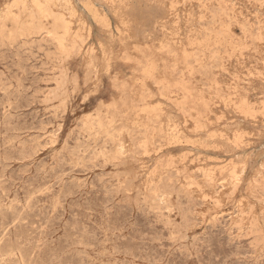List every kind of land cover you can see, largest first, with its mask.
Instances as JSON below:
<instances>
[{"label": "rangeland", "instance_id": "obj_1", "mask_svg": "<svg viewBox=\"0 0 264 264\" xmlns=\"http://www.w3.org/2000/svg\"><path fill=\"white\" fill-rule=\"evenodd\" d=\"M0 88V264H264V0H0Z\"/></svg>", "mask_w": 264, "mask_h": 264}, {"label": "bare ground", "instance_id": "obj_2", "mask_svg": "<svg viewBox=\"0 0 264 264\" xmlns=\"http://www.w3.org/2000/svg\"><path fill=\"white\" fill-rule=\"evenodd\" d=\"M48 1H49V0H48ZM128 1H129V0H128ZM145 1H146V0H145ZM167 1H168V0H167ZM131 2H132V1H131ZM128 3H129V2H128ZM146 3H147V2H146ZM54 4H55V3H54ZM129 4H130V3H129ZM129 4H128V6H129ZM155 5H156V4H155ZM54 6H55V5H54ZM126 6H127V5H126ZM128 8H129V7H128ZM130 8H131V7H130ZM54 9H55V8H54ZM141 14H142V13H141ZM128 15H129V14H128ZM195 16H196V15H195ZM180 27H181V26H180ZM202 28H203V26H202ZM205 28H206V27H205ZM206 29H207V28H206ZM209 29H210V28H208L207 30H209ZM232 29H233V28H232ZM232 29H231V30H232ZM177 31H178V30H177ZM189 31H190V30H189ZM208 32H210V31H208ZM220 32H221V31H220ZM220 32H219V33H220ZM219 33H218V34H219ZM247 33H248V32H247ZM177 34H178V33H177ZM187 34H188V33H187ZM189 34H190V33H189ZM208 35H209V34H208ZM187 36H188V35H187ZM192 36H194V35H192ZM192 36H191V37H192ZM216 36H217V35H216ZM154 37H155V36H154ZM211 37H212V36H211ZM213 37H215V36H213ZM150 38H151V37H150ZM155 38H156V37H155ZM207 38H208V37H207ZM212 39H213V38H212ZM28 40H29V39H28ZM216 40H218V39H216ZM220 40H221V39H220ZM33 41H34V40H33ZM33 41H32V42H33ZM37 41H38V40H37ZM47 41H48V40H47ZM124 41H125V40H124ZM179 41H180V40H179ZM199 41H200V40H199ZM199 41H197V44H199V43H198ZM208 41H209V40H206V43H207ZM210 41H211V39H210ZM49 42H50V41H49ZM150 42H151V41H150ZM154 42H155V41H154ZM173 42H174V41H173ZM175 42H176V41H175ZM194 42H196V41H194ZM200 42L202 43V42H203V39H202V41H200ZM211 42H212V41H211ZM213 42H214V41H213ZM228 42H229V41H228ZM23 43H24V42H23ZM41 43H42V42H41ZM44 43H45V42H44ZM47 43H48V42H47ZM47 43H46V44H47ZM151 43H152V42H151ZM180 43H181V42H180ZM31 44H32V43H31ZM174 44H175V43H174ZM197 44H196V45H197ZM228 44H229V43H228ZM21 45H22V44H21ZM29 45H30V43H29ZM34 45H35V43H34ZM152 45H153V44H152ZM178 45H179V44H178ZM194 45H195V44H194ZM194 45H193V46H194ZM201 45L203 46V44H201ZM204 45H205V44H204ZM207 45H208V44H207ZM214 45H215V44H214ZM23 46H24V44H23ZM23 46H22V47H23ZM154 46H155V45H154ZM205 46H206V45H205ZM35 47H36V45H35ZM114 47H115V46H114ZM208 47H210V45H208ZM25 48H26V47H25ZM55 48H56V47H55ZM194 48H195V47H194ZM210 48H211V47H210ZM214 48H215V47H214ZM22 49H23V48H22ZM29 49H30V48H29ZM36 49H37V48H36ZM38 49H39V48H38ZM48 49H49V48H48ZM56 49H57V48H56ZM158 49H159V48H158ZM41 50H42V49H41ZM156 50H157V49H156ZM208 50H210V49H208ZM211 50H212V48H211ZM45 51H46V50H45ZM49 51H52V50H49ZM49 51H48V52H49ZM124 51H125V50H124ZM27 52H28V51H27ZM40 52H41V51H40ZM56 52H57V51H56ZM30 53H31V52H30ZM33 53H34V52H33ZM44 53H45V52H44ZM136 53H137V52H136ZM217 53H219V52H217ZM18 54H19V53H18ZM217 55H218V54H217ZM217 55H216V56H217ZM23 56H24V55H23ZM25 56H26V55H25ZM27 56H28V55H27ZM33 56H34V55H33ZM40 56H41V55H40ZM137 56H138V55H137ZM214 56H215V55H214ZM18 57H19V55H18ZM42 57H43V56H42ZM54 57H55V56H54ZM138 57H139V56H138ZM140 57H141V56H140ZM140 57H139V58H140ZM220 57H221V56H220ZM225 57H226V56H225ZM29 58H30V57H29ZM111 58H112V57H111ZM47 60H48V58H47ZM109 61H110V60H109ZM29 62H30V61H28V63H29ZM155 62H156V61H155ZM192 62H193V61H192ZM222 63H223V62H222ZM110 64H111V63H110ZM149 64H150V63H149ZM157 64H159V63L157 62ZM29 65H31V64H29ZM109 66H110V65H109ZM155 66H156V65H155ZM13 67H14V66H13ZM24 67H25V66H24ZM36 67H37V66H36ZM150 67H151V66H150ZM156 67H157V66H156ZM26 68H29V67H26ZM31 68H33V67H31ZM148 68H149V67H148ZM11 69H12V68H11ZM13 69H14V68H13ZM15 69H17V67H16ZM34 69H35V68H34ZM108 69H109V68H108ZM161 69H162V68H161ZM164 69H165V68H164ZM105 70H106V69H105ZM11 71H12V70H11ZM20 71H21V70H20ZM107 72H109V70H108ZM107 72H106V73H107ZM11 73H12V72H11ZM15 73H16V72H15ZM38 73H39V72H38ZM3 74L6 75V73H3ZM36 74H37V73H36ZM20 75H23V74H20ZM30 75H31V74H30ZM146 75H147V74H146ZM152 75H153V73H152ZM34 76H35V75H34ZM150 76H151V75H150ZM5 77H6V76H5ZM11 77H12V76H11ZM153 77H154V76H153ZM171 77H172V76H171ZM9 78H10V77H9ZM41 78H42V77H41ZM5 79H6V78H5ZM102 79H103V78H102ZM144 79H145V78H144ZM174 79H175V78H174ZM206 79H207V78H206ZM215 79H216V78H215ZM19 80H20V78H19ZM19 80H18V81H19ZM29 80H30V79H29ZM140 80H141V79H140ZM208 80H209V79H208ZM8 81H9V80H8ZM23 81H24V80H23ZM101 81H102V80H101ZM175 81H176V80H175ZM202 81H203V80H202ZM1 83H2V82H1ZM3 83H4V82H3ZM14 83H15V82H14ZM216 84H217V83H216ZM16 85H17V84H16ZM21 87H22V85H21ZM119 87H120V86H119ZM122 87L126 88L125 86H122ZM217 87H218V86H217ZM134 88H135V87H134ZM0 89H1V88H0ZM5 89H6V88H5ZM19 89H20V88H19ZM182 89H183V88H182ZM20 90H21V89H20ZM12 91H13V90H12ZM223 91H224V90H223ZM0 92H1V91H0ZM217 92H218V90H217ZM221 92H222V91H221ZM222 93H223V92H222ZM7 94H8V93H7ZM7 97H8V96H7ZM87 98H88V97H87ZM94 99H95V98H94ZM96 99H97V98H96ZM4 100H5V99H4ZM219 100H220V99H219ZM231 100H232V99H231ZM9 101H10V100H9ZM94 101H95V100H94ZM222 101H223V100H222ZM14 102H15V101H14ZM14 102H13V103H14ZM157 102H158V101H157ZM160 102H161V101H160ZM160 102H159V103H160ZM230 102H231V101H230ZM3 103H4V102H3ZM5 104H6V103H5ZM98 104H101V102H98ZM1 105H2V104H1ZM3 105H4V104H3ZM12 105H13V104H12ZM166 105H167V104H166ZM93 106H94V105H93ZM1 107H2V106H1ZM167 108H168V107H167ZM8 111H9V110H8ZM145 112H146V111H145ZM8 114H9V113H8ZM141 114H142V113H141ZM145 114H146V113H145ZM3 115H4V114H3ZM142 115H143V114H142ZM142 115H141V116H142ZM12 118H13V117H12ZM139 119H140V118H139ZM146 120H147V119H146ZM2 121H3V120H2ZM140 122H141V121H140ZM148 122H149V121H148ZM3 123H4V122H3ZM13 123H14V122H13ZM140 124H142V123H140ZM14 125H15V124H14ZM164 125H165V124H164ZM146 126H147V124H146ZM146 128H147V127H146ZM146 128H144V129H146ZM153 129H155V128H152V130H153ZM158 129H159V128H158ZM160 129H161V128H160ZM162 129H163V128H162ZM89 130H90V129H89ZM90 131H91V130H90ZM157 131H158V130H157ZM157 131H156V132H157ZM153 132H154V131H153ZM17 133H18V131H17ZM1 134H2V133H1ZM154 134H155V133H154ZM154 134H152L153 136H152V135H151V136L154 137ZM160 134H162V132H160ZM85 135H86V134H85ZM85 135H84V136H85ZM149 135H150V133H149ZM21 136H22V135H21ZM88 137H90V136H88ZM88 137H87V139H89ZM167 137H168V136H167ZM22 139H23V138H22ZM152 139H153V138H152ZM161 140H162V139H161ZM165 141H166V140H165ZM151 142H154V141L152 140ZM16 144H17V143H16ZM150 144H151V143H150ZM150 144H149V145H150ZM12 146H13V145H12ZM151 146L153 147V145H151ZM14 148H15V147H14ZM76 148H77V147H76ZM76 148H75V149H76ZM87 149H88V148H87ZM150 149H151V147H150ZM18 150H19V149H18ZM19 151H20V150H19ZM75 151H76V150H75ZM157 151H158V150H157ZM29 153H30V152H29ZM87 153H88V152H87ZM120 153H121V152H120ZM23 154H24V153H23ZM83 154H84V153H83ZM226 154H227V153H226ZM25 155H26V154H25ZM25 155H24V157H25ZM32 155H33V154H32ZM85 155H86V154H85ZM217 155H218V154H217ZM22 157H23V156H22ZM33 157H34V156H33ZM33 157H32V158H33ZM73 157H75V156H73ZM25 158H26V157H25ZM77 158H79V157H77ZM81 158H82V157H81ZM22 159H23V158H22ZM20 160H21V159H20ZM87 160H89V159H87ZM5 161H6V160H4V162H5ZM76 161H77V160H76ZM87 162H88V161H87ZM9 164H10V162H9ZM86 164H87V163H86ZM86 164H85V165H86ZM6 165H7V164H6ZM83 166H84V165H83ZM56 169H57V168H56ZM56 169H55V170H56ZM85 170H87V169H85ZM45 171H46V170H45ZM5 172H6V171H5ZM5 172H4V173H5ZM44 173H45V172H44ZM239 173H240V172H239ZM48 175H49V174H48ZM46 176H47V175H46ZM3 179H4V178H3ZM7 179H8V178H7ZM157 180H158V179H157ZM51 182H52V181H51ZM3 183H4V182H3ZM6 184H7V183H6ZM50 184H51V183H50ZM59 184H60V183H59ZM15 186L17 187V184H16ZM5 187H6V186H5ZM18 187H19V186H18ZM221 187H222V186H221ZM46 188H47V187H46ZM111 188H113V187H111ZM48 190H49V189H48ZM48 190H47V191H48ZM56 190H57V189H56ZM56 190H55V191H56ZM108 191H111V189L108 190ZM45 192H46V191H45ZM45 192H44V193H45ZM111 192H112V191H111ZM121 192H122V191H121ZM40 193H42V192H40ZM79 193H80V192H79ZM155 194H156V192H155ZM157 194H158V193H157ZM157 194H156V195H157ZM20 196H21V195H20ZM58 196H59V195H58ZM30 198H31V197H30ZM57 198H58V197H57ZM158 198H159V197H158ZM9 199H10V198H9ZM31 199H32V198H31ZM154 199H155V198H154ZM58 200H59V199H58ZM112 200H113V199H112ZM21 201H22V200H21ZM27 201H29V200H27ZM52 201H53V200H52ZM153 201H154V200H153ZM190 201H191V200H190ZM3 202H5V201H3ZM57 202H58V201H57ZM21 203H23V202H21ZM34 203H35V202H34ZM188 203H189V202H188ZM38 204H39V203H38ZM58 204H60V203H58ZM161 204H162V203H161ZM161 204H160V205H161ZM191 204H193V203H191ZM30 205H31V204H30ZM30 205H29V206H30ZM156 205H158V204H156ZM7 206H8V205H7ZM189 206H190V205H189ZM158 207H159V206H158ZM162 207H163V205H162ZM190 207H191V206H190ZM0 208H1V207H0ZM13 208H14V207H13ZM42 208H43V207H42ZM120 208H121V207H120ZM156 208H157V207H156ZM160 208H161V207H160ZM22 209H23V208H22ZM36 209H37V208H36ZM188 209H189V208H188ZM28 210H29V209H28ZM163 210H165V209H163ZM191 210H192V209H191ZM193 210H194V209H193ZM1 211H2V210H1ZM1 211H0V212H1ZM4 211H5V210H4ZM11 211H12V210H11ZM11 211H10V212H11ZM34 211H35V210H34ZM34 211H33V212H34ZM37 211H38V210H37ZM53 211H54V210H53ZM184 211H185V210H184ZM198 211H199V210H198ZM12 212H13V211H12ZM14 212H15V211H14ZM23 212H24V211H23ZM161 212H162V211H161ZM24 213H25V212H24ZM54 213H55V212H54ZM13 214H14V213H13ZM22 214H23V213H22ZM42 214H43V213H42ZM17 215H18V214H17ZM53 215H54V214H53ZM187 215H189V214H187ZM197 215H198V214H197ZM18 216H19V215H18ZM46 217H47V216H46ZM17 218H18V217H17ZM49 218H50V217H49ZM74 218H75V217H74ZM187 218H188V217H187ZM184 219H185V218H184ZM17 225H18V224H17ZM39 225H40V223H39ZM68 225H69V224H68ZM19 226H20V225H19ZM44 226H45V225H44ZM66 226H67V225H66ZM103 226H104V225H103ZM10 228H11V226H10ZM254 229H255V228H254ZM33 230H34V228H33ZM37 231H38V230H37ZM116 232H117V231H116ZM4 233H5V232H4ZM255 233H258V232L255 231ZM60 234H61V233H60ZM91 234H92V233H91ZM123 234H124V233H122V235H123ZM251 234H252V233H251ZM82 235H83V234H82ZM106 235H107V234H106ZM106 235H105V237H106ZM3 236H4V235H3ZM89 236H90V235H89ZM89 236L87 235V237H89ZM99 236H100V235H99ZM95 237H97V236H95ZM78 238H79V236H78ZM43 239H44V238H43ZM46 239H47V238H46ZM88 239H89V238H88ZM107 239H108V238H107ZM111 239H112V238H111ZM256 239H257V238H256ZM40 240H41V239H40ZM52 240H53V239H52ZM80 240H81V239H80ZM38 241H39V240H38ZM38 241H37V242H38ZM1 242H2V241H1ZM1 242H0V243H1ZM92 242H93V241H92ZM106 242H107V240H106ZM27 243H28V242H27ZM39 243H40V241H39ZM76 243H77V242H76ZM249 243H252V242H249ZM37 244H38V243H37ZM81 244H83V243H81ZM255 244H256V243H255ZM39 245H41V244H39ZM67 245H68V244H67ZM75 245H76V244H75ZM80 246H81V245H80ZM82 246H83V245H82ZM77 247H78V246H77ZM84 247H85V246H84ZM251 247H253V245H252ZM255 247H256V246H255ZM74 248H75V247H74ZM78 248H80V247H78ZM72 250H74V249H72ZM76 250H77V248H76ZM78 250H79V249H78ZM78 250H77V251H78ZM82 251H83V250H82ZM82 251H81V252H82ZM105 251H106V250H105ZM86 252H87V251H86ZM107 252H109V250H107ZM90 253H91V252H90ZM19 254H20V253H19ZM80 254H81V253H80ZM108 254H109V253H108ZM74 255H75V254H74ZM13 256H14V255H13ZM81 256H82V255H81ZM81 256H80V257H81ZM85 256H86V255H85ZM14 257H15V256H14ZM108 257H110V255H109ZM127 257H128V256H127ZM9 258H10V257H9ZM9 258H8V259H9ZM113 258H114V257H113ZM116 258H117V257H116ZM116 258H115V259H116ZM124 258H125V257H124ZM5 259H6V258H5ZM10 259H11V258H10ZM131 259H132V258H131ZM119 260H120V259H119ZM127 260H128V259H127ZM59 261H60V260H59ZM115 262H116V261H115ZM132 262H133V261H132ZM56 263H57V262H56ZM111 263H112V262H111ZM119 263H120V262H119ZM141 263H142V262H141ZM49 264H50V263H49ZM57 264H58V263H57ZM113 264H114V263H113ZM115 264H116V263H115ZM128 264H129V263H128Z\"/></svg>", "mask_w": 264, "mask_h": 264}]
</instances>
